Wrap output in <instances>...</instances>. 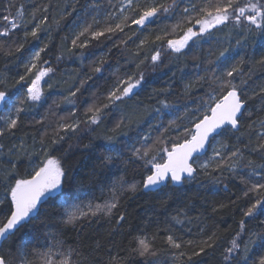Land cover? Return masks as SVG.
<instances>
[{
    "label": "snow or ice",
    "instance_id": "obj_1",
    "mask_svg": "<svg viewBox=\"0 0 264 264\" xmlns=\"http://www.w3.org/2000/svg\"><path fill=\"white\" fill-rule=\"evenodd\" d=\"M69 16L53 60V24L60 31ZM219 34L237 47L264 36V0H71L62 9L0 0V60L23 68L15 91L0 77V264H264V86L249 90L230 42L198 52ZM101 45L91 70L103 90L81 76L59 94L65 115L29 118L51 97L64 55L83 64ZM113 55L125 59L110 65ZM189 56L191 72L177 63L153 86L149 73ZM247 62L264 66V52ZM85 154L87 172L69 162ZM195 182L228 195L189 204L183 189ZM143 197L165 219L128 226L125 202ZM228 213L235 227H221ZM105 218L115 225L107 239L84 236ZM69 230L85 242L66 241Z\"/></svg>",
    "mask_w": 264,
    "mask_h": 264
},
{
    "label": "trees",
    "instance_id": "obj_2",
    "mask_svg": "<svg viewBox=\"0 0 264 264\" xmlns=\"http://www.w3.org/2000/svg\"><path fill=\"white\" fill-rule=\"evenodd\" d=\"M15 3H21L23 0H14ZM44 0H29V4H40L43 3ZM54 2L58 3L61 7V9L64 7L65 4L71 3V0H54ZM83 2V0H81ZM73 26V17L69 16L64 21L61 22V28L60 31H55V24H53V32H52V38L50 41V56L54 60L55 55L59 54L58 46L62 44V38L63 36L67 35L71 27ZM216 39H220L222 42L221 46H228L229 42L231 44V50L232 54L236 56L237 60L240 59V57H244L246 63L243 66V70L245 72V79L247 80L249 90L256 89L260 86H264V66L260 65H252L248 63V59L250 57L253 58H259V53L264 52V36L256 35V36H250L247 38L246 41H244L243 47H237L236 46V36L227 37L224 34H219L218 37H214L211 44H203L200 49H198L199 53H202L204 55H207L210 49H217L219 46L216 43ZM107 49L104 48L103 45L99 47H95L90 50V52H95L96 55L92 56L91 59L85 60L83 64L80 63V61L76 57H72L68 54L64 55V59L59 64V71L56 73V79L54 81V87L51 90L52 95L47 100V102L41 106L33 109L32 112H30L29 118L35 117L36 119H39L41 117H47L48 123H51L52 121L56 120L58 116L65 115L66 114V106L63 104L60 93L67 92V89L69 86L73 83L78 81V79L81 76L84 75H92L94 79L92 81H89V85H92L94 87H98V90H103V87L105 86V80H96L95 77L97 76L96 73L92 72L91 70V62L92 60H98L100 58V55H102L104 52H106ZM109 60L110 65H115L117 62H122L125 57H122L120 55H113L111 57H106ZM214 59V57H213ZM177 63L181 67L185 65V63L188 65L187 68H185L186 72H191V64L193 63V60L191 56L189 57H182L179 62L175 61H167L166 60V66L162 67L157 71L156 73H149L148 78L152 81L153 86H161L164 81L168 80V76L170 75V70H176ZM16 71L23 72V68L16 69L13 65H9L8 68H5V65L2 60H0V77H6L7 78V86L11 91H15L16 87L18 85H15V73ZM110 76V72H105L104 77L108 78ZM180 73L177 72V78H179ZM47 93V89H46ZM90 98V94H85V96L82 99H88ZM146 100V97H145ZM57 101L59 102L60 106L57 107L56 104L53 102ZM147 102V100H146ZM50 106L52 109H54V114L50 113L49 109ZM131 107V106H130ZM87 143V141H85ZM73 166H75L77 169H82L83 172H87L90 170L91 165L93 163L92 160L89 159L87 154L85 155H75L72 159L69 161ZM83 174V173H82ZM237 181H232L229 183V187L232 191H235L236 189L232 187L233 184H237ZM209 188L211 186L202 188L199 187V182H195L190 185H185L183 192L191 197V199L188 201L189 204L195 203V205L199 206L205 199H224L228 195L222 190L219 191V193L212 197L211 193L209 192ZM83 195H88V187L87 185L84 188ZM47 207V206H46ZM125 209L127 210V213L129 214V225L131 227H135L137 225H142L144 221L147 219L148 216H153V218H156L154 214H158V218L163 221L165 219V210L161 207H159L155 201L150 200L147 197H143L139 200L136 199H130L127 200L124 204ZM49 212H51V209H48ZM195 215V213H193ZM219 219V218H217ZM236 220H238V217H233L231 213H228L224 218L221 227L225 225H231L232 227H235ZM209 226H211V222H208ZM254 225H250V227H253ZM39 227V222L37 221L36 224L30 225L27 229L23 230L21 233L17 234V238L23 236L25 239L28 238L34 231H36ZM115 225L108 223L107 218L104 220H101L98 224H94L91 227H89L84 236L85 237H97L98 235L101 237H104L107 239V234L109 230L114 228ZM177 227H180L177 225ZM127 228L125 229V231ZM193 231H195V226H193ZM66 241L69 243L76 241L77 239H80V242H85L84 238H78L74 232L71 230L68 231V234L64 237ZM120 238L117 237V240ZM91 240H88L87 243H91ZM209 264H215L214 261L209 259Z\"/></svg>",
    "mask_w": 264,
    "mask_h": 264
}]
</instances>
